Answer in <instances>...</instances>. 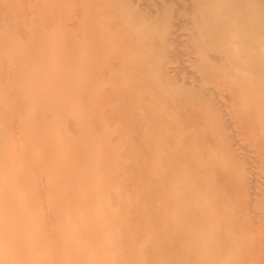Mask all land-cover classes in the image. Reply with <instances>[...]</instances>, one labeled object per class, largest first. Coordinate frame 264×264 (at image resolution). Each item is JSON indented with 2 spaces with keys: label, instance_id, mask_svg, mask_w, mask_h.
Here are the masks:
<instances>
[{
  "label": "rangeland",
  "instance_id": "1",
  "mask_svg": "<svg viewBox=\"0 0 264 264\" xmlns=\"http://www.w3.org/2000/svg\"><path fill=\"white\" fill-rule=\"evenodd\" d=\"M117 1L115 0V2ZM162 1L164 2L166 0H130V1L123 0L122 3L125 2L124 5L127 4L126 7H129L131 9L130 11L131 12L133 11L134 13L135 10L141 11V10H144V8H146L145 10L147 11V8L149 10V8L154 7L155 3L160 4ZM168 1L169 0H167V2ZM110 2L112 3L113 1L111 0L110 1L109 0H0V69H1L0 70V118L2 117L1 120L3 119L6 120L7 115L14 113V112H15L14 114L16 115L15 117V115L11 114L12 118L13 116L15 117V119L13 118L15 122L11 120L12 118L10 119L11 123L12 124L14 123L13 125L15 126L10 124L9 120H8L9 121L8 124L10 125L8 126L6 123L7 121L6 122L2 121L6 124V126L3 128L4 129L7 128L6 131L8 130L10 131L6 133L5 131L2 133L0 132L1 133L0 146H2V149L6 147L10 148V149L7 148V151L8 149L10 150L9 153H11L10 154L11 158L8 156L9 153L7 157H6V154H2V157L0 155V158H1L0 167L2 171L6 169V172L4 171L5 173L2 174V176L4 175L7 176V177L4 176V178L2 177L3 180L4 179L5 180L4 181L2 180V182L0 181V190H3L5 192L13 191L15 193H18V195H20L19 198L21 199V202L25 201V202H28L29 205L30 204L33 205L34 206L33 211L30 212L31 213L30 216L32 217H36L38 219H42V218L51 219L52 215L54 214L55 216L56 211L60 210V213H62V215L64 214L65 216L62 217L60 221L61 224L60 225L57 224V225L60 227H64L63 224L65 225L67 223L65 221L66 220L68 221V219L72 217L68 213L69 211L71 212L72 209L77 211V208H79V211H81V210L88 209L87 206H89L88 210H93L95 207H97L96 203L98 202V198L96 197L94 198L90 196L94 194L96 195L95 192L97 191V189L99 190L101 188L100 187L101 185L104 186L103 184L105 183L104 182L105 179L103 175L99 173H101L102 171V173L104 174L105 172L110 174V173H115L117 170L120 169L118 168L120 167V165L118 166L117 164H113V163H110V164L105 163L106 161L103 162L105 159H107L105 155L103 156L104 152L101 155V157L103 156L104 160L103 159L99 160L98 158L96 159L95 158L96 155H92L95 152V150L99 149L98 146L100 147V143L102 139L108 141L110 140V138L111 140H113V138L118 139L119 137H122L120 138V140L115 141L116 142L115 144L117 145V148L120 151L121 155L125 157L124 153H126V157L130 154L133 156L135 152H139L141 149H143L141 151H144L145 153L144 156H146V152L148 154H152V155H149L151 157L150 158L151 162L159 161V160L165 159L166 157L167 158L174 157L175 159V155L177 154L175 152L177 150L178 152H180L179 150L182 147L184 157L181 155V152H182L181 150V152L179 153V156L180 158L182 156V159L178 158L179 156L177 157V155H176L177 157L176 159H180V160L185 159L182 162L179 160L181 163L180 165H183V167L185 168L188 167L187 170L185 169V181H184L183 187L181 186L182 188L181 194L183 198L185 199L187 196L188 197L190 196L189 194L191 193V190H190L191 186L195 187V189L197 188V186L201 182L200 176H203V175H200V173L207 174L206 172L208 171H209L208 174L210 175L212 174V175L210 176L207 174L208 177L205 180V184L202 186V189L213 192L212 194H210L211 196L210 195L208 196V198L213 199V197H215V198H219L218 200H220V199H223L222 198L223 196L224 198L230 197V199L235 203L232 197V192L234 195L236 191L235 189L232 190L230 188H236L237 186H239V188H237L239 192L237 193H240L241 195L238 194L239 198L235 196L238 198L235 200H238L237 201L238 203L237 202L236 203L238 204V206H240L239 207L240 209L238 208V206L234 205L233 209H229L226 211L222 210L221 212H219V215L217 213L216 218L217 220L220 218L223 221H225L227 218L228 220L230 219L231 221L233 219L232 224L237 222V228L236 227L234 228V230L236 231L235 233H237L240 236L239 240L240 241L242 240L241 242L244 241V244L242 243V245H245V246H242L236 241L234 242V244L231 243L232 246L233 245L236 246L237 244L239 246L238 249L240 248L239 250L236 249V253L232 255L234 258L237 259V263L239 260L238 264H257V263L264 264V216H262L264 215V212L260 211L259 213L260 209L261 210L264 209V202H262L264 201L262 199L264 198V132H263L264 131V113L262 114V116H261V113H259L261 111L264 112V110H261V108L264 107V104H262L264 102V81H262L263 84L260 85L261 88L258 91L259 92L258 93L257 92L258 87L256 88V86L254 87L253 85L254 79L252 80V78H250L248 75L244 77L245 75L243 74V77H242V74H239L240 77L237 75V77H234L232 79L230 75L228 76V73L225 72V74H221L220 72L218 73L220 74V76L216 77L214 75L212 77L207 76L208 78L207 77L205 78L206 75L200 71V66L205 65V60L203 58H200L201 56H200L199 50L200 49L205 50V48L207 49V47H209V42L213 41L212 40L213 37L218 36V34H215V33H214L215 35L210 34L211 36L212 35L213 36L211 37L210 35H208L206 36L207 38H204L205 40L202 39L204 42H206V45H204L203 44L204 42L197 38L196 32L195 34H193V30L191 29V27L187 29L192 24L190 21V18L192 17L191 14H193V10L191 7L192 5H189V3L192 4L193 0L192 1L187 0L188 2L186 4L187 7L185 6L186 0H172L170 1V6L172 5V8L174 7L173 10L175 13L172 16L171 14L173 12L172 10H169L171 7L168 8L169 11L168 10L165 11V9H167V7L169 6V2L166 3L168 5L162 4V6L157 4L162 8H164L166 5L163 11L165 12V14L166 12L170 13L168 16L169 17L171 16L170 17L171 21L168 20L169 19L168 17H166L167 24H165L164 21L166 19L165 17L164 18L162 17V12H159V10H157L156 12V15L158 16L154 18L156 20L150 21V22H153L152 25L150 22L149 24L148 23L141 24V22L138 21L144 16L135 18L137 19V21H134L133 20L134 18L132 19V21H134L136 24L139 22V25H141L142 28H144V30L140 28L142 31H145V33H147L144 36H146L147 38H148L147 35H149V37L150 35H152V37L154 36V39L152 37L151 38L155 41L156 45L154 44V42H152L154 44V47H151V46L149 47L150 49L152 48L151 49L152 51L154 48H157V45H160V46L163 45L164 46L162 47L163 49L165 47H166L165 50L168 49L167 51H165L166 53L163 50L161 54L162 59L165 57V59L163 60V62L165 61L164 62L165 64L161 63L160 60L162 61V59L159 60L158 57H156V59L158 58L159 61L158 60L156 61L153 59L155 55L157 56V54L160 51H162L161 50L162 48L161 49L159 48L160 49V50L158 49L159 52L155 54V51L157 50L156 49L154 51L153 57L149 55L148 56L150 59L149 61L152 60V62L155 61L156 63L160 62L161 64H164L161 66V68L166 67L167 70L170 71L169 74L171 75L169 76H172V75L174 76L173 78L174 80H172V82L174 83V81H177L176 83L178 85L180 84L182 88L184 87L183 90L185 89L184 97L177 96V98H173L171 97V95L174 96L172 92L173 89L169 91L172 93H168L167 91L170 90V88H172L176 83L173 84L170 82L169 84L171 85L170 87H168L169 89L166 88L164 89L165 91L162 90L165 92V94L169 95V97H166L167 95L166 96L164 95V98H163V94H164L163 93L161 94V99H160V96H159L160 94L159 93L156 94L155 90L159 92L162 88L159 90V88L157 87L158 84H156V82L158 78L155 75H154L155 76L154 78L157 79L156 82L155 80H153L151 83L147 84L148 85L147 87L146 85H144L146 83L145 81H144L145 83H142L143 85L141 84V82H143L142 81L143 78L141 74L145 72V68L146 70H147V67L149 68V65L151 63L149 64L146 61L147 59L146 57L145 59L142 58L141 56V53H143L141 52L142 50L140 51L141 53L139 52L140 54L137 51H139L141 48L142 49L144 48V53L146 55L149 54L148 50L147 49H146L147 51L145 50V46L146 48H148L147 46L151 43L150 41H152L151 38L150 40L146 38L147 41L145 42H147L146 43L147 45L144 44L143 40H142L143 43L140 42L141 39H140V36L138 35L140 33L139 30H138V34L137 32H134L135 27L138 28L139 26H136L133 23L135 27L133 26L134 29L130 31L129 28L131 27V25L129 24V22H132V21L128 22V24L130 25V27L128 28L126 24L127 22L125 23V21L123 20V18L126 17V15L129 14L130 11L129 12L127 11L128 13L125 11L122 15L120 14V11L123 12L124 7H121L122 9L119 8L118 10L120 11H118L117 9L116 11L115 8H118V6L116 7L113 2V5L115 6L114 7L112 6ZM129 2H131V6ZM119 6H120V3H119ZM162 8H159V9H162ZM108 10H111L110 12L112 14ZM90 11L93 13L91 14ZM189 11L191 14L189 13ZM113 12L115 14L114 16H113ZM93 14H96V15L93 16ZM130 14L127 15V17L125 18L126 20L128 16H130ZM189 14L190 16H188L189 17V20H188L186 19L187 16H184V15H189ZM120 15L124 17L121 18ZM113 17L114 19L115 17L118 19V22L120 23V25L125 26L124 30H123V26L121 27L117 26L118 25L116 21L117 19L114 20ZM157 18L159 19L157 20ZM180 19L182 20L184 19L183 22L185 23V25H183L184 23H181L182 20L180 21ZM129 20L131 19L129 18ZM154 22L155 24L159 23L157 25L158 26L160 25L159 26L160 28L163 26L162 28L165 29V30L163 29V32L166 31L164 32L165 33L164 36L171 38V41L168 38L161 40L162 34H157L155 32L157 28L154 27ZM170 22H172L173 24ZM175 22H177L176 25H178V23L180 24L179 27L175 25ZM169 23L172 24L173 26L168 25ZM186 23H191V24L188 25ZM167 25L170 26V28ZM151 27H154L155 30L152 31ZM159 27L158 29H160ZM117 28L120 30H123L122 31L123 33ZM137 28H136V31H137ZM117 31H120V33ZM125 31L128 32L130 35L126 34ZM163 32L161 31L159 33H163ZM121 34L123 35L126 34V35L123 36ZM159 35L161 36V38ZM142 37L143 35H141V38ZM225 38H224L225 44L222 41L223 37L221 38L222 40L218 39V41H221L220 43H223L224 46L223 45L221 46L218 41H217L218 43L214 41L215 44L213 45L211 49V52L213 51L214 54L209 53L210 49L206 50L207 53L205 55L208 57L210 56L209 58L205 57L206 61L207 59H211V56L213 55L212 56L213 61L208 60L210 62V63L207 62L208 64L214 65L212 63L216 64L215 61L217 62L220 61V59L218 60V57H216L217 55H215V53L217 52L214 49H216L217 46L219 47L220 45L219 48L228 47V46L230 48L231 46H233L231 41L228 39L229 37L226 36ZM121 39H123L122 41L124 42V44L121 41ZM193 39L195 40L193 41ZM215 39H217V37ZM197 40H198V43L194 44L195 42H197ZM126 43L127 45L125 46ZM153 44H150V45L153 46ZM122 49L124 50L126 49L125 50L126 52H123L124 54L122 53ZM192 49L196 50V53L195 52L194 53L197 54L196 56L198 57V59H196L197 58L196 56L194 57L195 54H192L193 52ZM135 52H137L136 56L138 57L141 56L142 58L143 62H142V65L140 66H138L137 64L140 63L141 58L139 57L137 60L135 58L136 56L133 57ZM125 54H128V57ZM143 57H144V54H143ZM242 59L240 61L244 63V61L246 62L247 59L249 58L246 59L244 57ZM120 60L122 61V63L119 62ZM135 60L138 61V63H136ZM144 62L147 64L144 65L143 64ZM155 62L152 64H156ZM146 65L148 66L146 67ZM156 65L158 67V64ZM140 77H141V81H139ZM246 78L249 79L248 83H246V86L247 84L250 85L253 91L248 95H246L245 94L246 92H244L243 95L240 94L241 96L240 95L238 96L237 94V92H239L238 89L240 90L241 88L239 87H243L242 84L245 83V81H247ZM259 83L261 82L257 81V86H259ZM151 85H154V87L156 86V88L154 89L152 86L153 90H152L151 95H153V91H155L154 96L155 94L158 95L157 97L155 96V98H156V101H157V98L159 99V101H157L158 103H160L159 105L167 106L166 104L168 105L170 104L167 107L170 110H171V107H174L172 108L174 112L172 110L171 111L168 110L167 107H164V109L171 112V114L170 112L169 114H167L168 111L166 112L165 110L162 109L163 107L156 105L158 103L156 101L155 102L153 101L152 96H151L152 100L151 99L149 100L150 103H145V101L148 102V99L150 98V93L148 94L147 92L145 94V92L148 87L149 88L151 87ZM178 85H175V87ZM199 85H203V89H206L207 92H209L210 95L208 97H210L211 99L208 100L207 96L206 98H204L201 95L199 96L196 95L195 87ZM142 86H145L144 87V89L146 88L145 91H143ZM141 88L143 92L140 91ZM150 90L151 88L148 91L150 92ZM191 90H194L193 93L191 92ZM118 91L121 92L119 93L120 95L118 94ZM244 91L250 92L247 90V88ZM124 93H125L126 98L123 95ZM135 95H136L137 100L133 98L135 97ZM146 95L148 97H146ZM176 95L177 94H175V96ZM195 95L197 97L195 98L196 100L194 101L192 96H195ZM253 95L254 96L258 95V97L261 98V99L258 98L260 102H262L260 106L258 104L259 102H257L259 100L257 99V97H254ZM55 96L58 99V102H59V98H61L62 103L60 104L59 102L60 104L59 106H62L64 109L67 108L66 113L64 109L58 111L59 114L54 113V106L50 104L51 102L50 100L54 99L53 101H55V98H53ZM119 96H121L122 98H120ZM123 97L125 98V100H121V99H124ZM131 98H133L132 100L134 101L136 100L135 101L136 104L133 103L134 104L133 105L130 103ZM162 98H163V101H161ZM169 98L174 99L173 100L174 103L172 102L174 106L172 105V103L169 102L170 100ZM240 98H243V99H240ZM254 98H255L256 104L259 107H261V105L263 106L261 108L258 107L259 109H255L256 111H254L255 112L254 115L255 116L257 115V118L260 116L258 120L256 119V117H254V115L253 116L250 115V112L248 113L247 112L248 110L246 111L245 109L251 102L249 100L253 101ZM166 99L167 100L169 99L168 100L169 103H167ZM202 99L203 100L207 99V101L211 102L213 105L212 104L211 106L207 105L208 106L207 107L206 104H208L209 102L205 103V100L203 102ZM244 99H247V100H244ZM138 100L139 102L140 101L141 102L139 103ZM198 101H199V104H201V102H203L202 103L203 105L205 104L204 107H200L198 103H197L198 106L196 105L197 108L198 107L203 108L201 112L203 115L200 113L201 109L199 108L198 110L195 107V104ZM247 101L249 102L247 103ZM162 102L166 104H163ZM177 102H178V106L176 104ZM179 103L180 104L182 103V105H180ZM184 103H185V107L183 106ZM130 104L132 105V107L136 106L135 110L137 111L139 109L141 111L140 112L141 115L135 117V115L138 114L139 111L135 112L134 108L128 109L131 106ZM144 104L146 105V107H149L150 104L156 105L155 106L156 110L153 109L154 107L152 106H150V108H152L151 110L150 108L146 109ZM147 104L149 105L147 106ZM142 105H143V108H142ZM47 106L50 108V110H52L53 113H51V111L49 110ZM181 106H183L182 108H180V111L182 112H178L179 110L176 112L175 110L179 109V107ZM43 107L44 108L46 107V108L44 109ZM137 107L139 108L137 109ZM157 107L159 108V111H161V114L157 113V115H154L155 116L154 118L152 117V115L154 114L153 110L158 111ZM42 110H43V113H42ZM146 110L151 111V112H147ZM243 110H244L243 113L245 115L242 113ZM49 111L51 115L48 114ZM132 111H134V114L132 117L136 118L135 119L137 120L136 123H134L135 120L133 121L134 118L133 119L128 118V116H130L129 114ZM164 111L166 112V114ZM257 111L258 113L256 114ZM177 113H181V114L179 115ZM43 114L46 116L47 119L44 118L45 116H43ZM64 114H66L67 116ZM100 115H103V116H100ZM161 115L163 118H166V122L168 124L165 123L163 119L162 120L164 122L163 121H162L163 123L161 122V119H160ZM169 115L170 117L172 115L170 119H169ZM177 115H179L180 117ZM248 115H250L253 118H251ZM40 116H41L40 118L41 122L38 123ZM95 116L97 118H99L100 116L101 119L100 120L97 119L98 122L97 120L94 122L93 120L95 119ZM107 116L109 120L111 118L110 124H109V121L107 120ZM142 116L143 118H140ZM156 116H157V119H156ZM164 116H167V117H164ZM10 117L11 116H9V118ZM90 117L93 118V120H90L91 119ZM104 117H106V119ZM137 117L139 118L137 119ZM148 117L149 118L152 117L154 120L152 118L151 119L154 122L155 120H157V124L156 125L155 123L152 124V120L149 119ZM246 117H248V119L250 118V121H251V122L249 121L250 124L247 123L248 119H246ZM57 118H60L62 121L57 122ZM197 118H201V120L198 121ZM54 119L56 120L55 123H53ZM102 119L104 120L102 121ZM127 119H129L130 122H128ZM148 119L151 120V122H149ZM167 119H169V121ZM261 120H263V122ZM50 121L52 124H50ZM141 121H144V123L142 122V124H140ZM200 121H203V123H205L204 125L206 127L205 126L204 127L206 129L200 125V124L203 125V123ZM252 121H253V124H251ZM75 122H76L77 127H75ZM93 122H94V125H93ZM131 122H133L135 125L132 124ZM171 122H172V127H171V124H169ZM123 123L124 125L127 123V125H125L126 128H124L125 126L122 127ZM130 123L132 124L131 126H130ZM138 123L140 125H138V128H137L136 124ZM30 124H32V126H30ZM71 124H72V127L74 126L73 128L69 127ZM213 124L215 125L213 126ZM20 125H22L21 129L19 128L21 127ZM96 125L98 126V128ZM142 125L145 128L143 127L142 129H139V127L141 128ZM158 125H160L165 130L168 129V127L167 129L165 128L168 125L170 126L171 130L168 129L169 132H167L168 131L167 130L165 131L166 133L163 134L164 130L160 126H159L160 128H157ZM10 126L12 127L10 128ZM86 126L92 127V128H87ZM66 127L70 130H67ZM94 127L95 129H93ZM200 127L204 128L205 130L201 129L202 132L200 130L197 133ZM196 128H198V130ZM1 129L2 128L0 126V131ZM45 129L47 130L45 131ZM130 129L132 130V132H129L130 134L128 133L129 135H126L127 131H129ZM138 129L142 131V133H138V134H142V137L141 135H139L140 136L139 138L135 134L138 131ZM157 129L161 131L157 133V131H159ZM178 129H180V133ZM143 130L145 131L144 134H143ZM258 130L260 131L258 132ZM124 131H126V133H124ZM171 131L172 133L170 135ZM86 132L88 133V135ZM122 132H123V136L126 135L125 137L120 135V133L122 134ZM150 132L152 134L156 132L155 133L156 135L154 134L156 137L155 140L152 139V141H149L151 140L150 137H152V134L149 135ZM167 133H169V137ZM177 133L180 135H178ZM199 133L201 134L199 135ZM54 134L55 135L59 134V136H57L59 139L58 142H57L58 139L56 140L54 138L55 137ZM64 134H67V135H64ZM158 134L160 136H158ZM166 134H167V138H166ZM172 134H174L175 136L177 135V138H175V136H173ZM197 134L200 136V139L202 138L204 141H206V143L203 144L204 141L201 142L202 139L201 140L198 139ZM71 135L73 137H71ZM89 135L90 137H88ZM172 136L174 137L175 141L180 142L182 140L183 142L181 141L179 144L178 142L175 143L174 140L172 139L173 138ZM205 136H208V137L205 138ZM196 137H197V140H196ZM141 138L143 139L141 140ZM165 138L167 140L170 138L169 140L171 141L170 142L168 141L167 143H165L164 142L166 140ZM132 140L136 144V145L133 144V147L135 146V148H132V146L129 147V144L132 142ZM53 141L57 144V147H58L57 149H59L60 147L63 150V152L61 151V149L58 151L56 150L57 152L59 151L61 152L57 154V152L55 151L54 153L56 154V156H54L55 161L57 162L60 161L61 163H57V165L55 164L56 166H52L50 167V169L49 167H45V165L40 167V165L43 164L42 163L44 161L43 159H45L43 158L45 155V150L49 146L50 147L54 146L52 145V143L55 144ZM72 141H76V143L74 142V145L70 144L72 146L68 145L66 148L65 142H67L68 144V143H71ZM59 142L60 143L62 142L61 145L59 144ZM163 142L167 144V146L164 145ZM95 143L96 144L99 143V144L96 145ZM56 144H55V147H56ZM126 144L128 145L127 147H126ZM175 144H178V145H175ZM85 145L90 146L93 150L88 149L89 151H87L86 150L87 148ZM157 145L158 147L160 146V148H158ZM179 145H180V148L178 149L177 147ZM3 146L5 147L3 148ZM64 146L66 149H64ZM229 146H231L232 148L231 147L229 148ZM94 147L95 148L97 147V148L94 150ZM124 147H126V149L128 148V150L130 148V150L135 149L136 151H131V153L130 151H128V153H130L128 154L127 152H124V150H122ZM169 148L171 149L169 150ZM22 149L25 151L27 150L26 151L27 153L25 152L26 154H28V156L25 155L27 158L26 161H22V159H24L25 156L21 154V156L24 157L23 158L19 154L20 152H22ZM37 149H40V150L38 151ZM81 149L84 150L86 153L84 152L85 154L82 155L83 152H81L82 151ZM5 150L6 149H4V151ZM223 150L229 151L230 153H227ZM231 150L234 152V154H232ZM141 151L139 153L140 154L142 153L143 155V152ZM205 151H206V154H205ZM209 151H211L212 154L218 151L220 155L223 151L224 152L222 153L223 155L226 154L228 157V154L229 155L232 154L231 155L232 157L230 156V158L228 157L226 159L225 158L226 155H225L224 160L221 158L224 161L225 167L223 168L222 167L223 164H221L222 166L216 165L217 163H214L212 158L210 159L208 155ZM139 153H137V155H139ZM17 154L19 157L17 156ZM76 154L77 155L80 154V155H78L77 157H74ZM204 154L205 156L207 155L206 160H205ZM70 157L71 159L73 157L76 158V160L78 159V161H75L76 163H74V165L77 164V166L74 168L75 170H73L74 172H70L71 170L69 171L65 169V165H63L64 164L63 162L65 160H66L65 162H67L66 166L69 165ZM227 160L229 162H227ZM72 162L74 161L72 160ZM58 164H60V166ZM139 164H140L139 162H133L127 167L130 170H134ZM231 164H233L234 167L231 166ZM78 165H79V168H78ZM38 166L40 168L37 169ZM219 166L222 167L223 169L219 168ZM235 166L237 168H235ZM43 167H45L46 170L41 171ZM240 167H242L241 170L240 169L237 170ZM35 168L36 170L33 173L36 174V172L41 171L42 175H40V177L39 175L37 176L31 175L30 177H26L22 181L17 182V180L20 178V175L25 173L24 175L27 176V174ZM228 169H230L231 171L229 172V175L231 177V179H229L230 182L227 181L228 187H229V184L232 182L230 184L232 187L230 186L229 188L230 192L226 191L228 190L227 186H225L227 184H224L226 179H228L226 178V175L224 176V174L228 172ZM222 171H223V174L221 173ZM236 171H239V172L241 171L242 174H244V176L242 177L243 184L241 185L239 183L241 182L242 179L241 180L239 179L240 180L239 182L238 178H241L242 174L237 172L239 173L240 176L238 177L237 175L235 179L234 174H236ZM10 175L13 177L11 178ZM14 180H16V183L14 182ZM214 180L216 182H214ZM236 182H239V183H236ZM234 185H236V187H234ZM130 186L132 187V183L129 184V188H131ZM44 190L46 192H44ZM189 190H190V193H189ZM216 190L218 191V193H216ZM42 191H43V194H42ZM195 191L197 192V189ZM40 194H42V197ZM32 198L33 200H31ZM239 200H241V204H239L240 203ZM90 204L92 205L94 204L95 206L94 205L92 206ZM104 204L105 203H103L102 206L108 205V204H105V205ZM85 206L87 208H85ZM183 207H185V205ZM186 211L188 210H185V212ZM64 212H67L68 214ZM178 212H180V208L176 209L173 212V215H178ZM187 214L188 213H186L185 215ZM234 217L237 218V221L235 220L236 218ZM62 221H64V223ZM112 221L113 219L111 220V222ZM114 221L116 222L117 220H114ZM117 224L119 228H121V230L124 228L126 229V223L117 221ZM22 226L24 227L23 224L21 225V227ZM58 226H55V227H58ZM70 227H72V229L75 231L74 223ZM187 231H185V234H187L186 233ZM69 232H71V230ZM189 232L190 231H188V235H189ZM186 236L187 235H185V243H190L192 241L191 238H189L188 236L186 237ZM189 236L191 237V235ZM203 240L201 239V241ZM107 241L108 239L106 241L104 240L99 241V243L102 245V243L105 244ZM201 241L195 240L194 242H191V245L189 244V246L191 247L188 246L190 249L189 248L186 249L187 246L185 247V253H188V250L193 251L194 248L192 247V244H196L198 246L200 245ZM250 246L252 249L254 248L255 249L252 251V249H250ZM58 248L59 250L56 252L59 254L57 253H54L53 255L48 254L49 256L46 255L47 254L46 252L43 253L45 251L44 249H41V251L39 250L36 254L37 259L38 260L40 259L41 261H43L47 259L48 257L49 258L52 257L53 259H56L57 257H59L60 258L59 264H74L72 261V258L77 256L78 253H79L78 254L79 256L81 252V251L79 252V249L75 245H71L69 247V245L67 244L64 247L62 246L61 249L60 247ZM139 250L140 248L138 249L133 248V249L127 250L126 254H128L129 257L132 256L131 257L132 260L129 259L126 261L128 264H146L144 263L145 260L143 263H141L142 261L141 259H145L148 251L145 252L144 256H140ZM28 251H25L26 252L25 254L28 256L29 255L32 256L33 252L30 251L31 254H27L29 253ZM237 251L239 255L237 254ZM39 252H41V254ZM240 252L242 253V255L243 253L246 254L247 252V254L244 255L245 256L244 259L243 258L241 259ZM55 255L56 256L58 255V256L56 257ZM12 256L14 258L15 254ZM238 256L240 258H238ZM106 257L107 255L101 258L102 260L109 259L108 257L107 258ZM13 258L10 256L9 258H7V260H5V263L6 264L14 263L15 258L14 259ZM234 258L232 259L234 260ZM212 260H213L212 257L206 258V261L210 262ZM243 260L244 262H242ZM245 261L247 263H245Z\"/></svg>",
  "mask_w": 264,
  "mask_h": 264
},
{
  "label": "bare ground",
  "instance_id": "2",
  "mask_svg": "<svg viewBox=\"0 0 264 264\" xmlns=\"http://www.w3.org/2000/svg\"><path fill=\"white\" fill-rule=\"evenodd\" d=\"M111 1L114 2V5L116 7L118 6V8H115V10L116 9L118 10L119 8L124 7L123 12L120 11V10H118V11H120V14H122V15H123V13L125 11L126 12L127 11L129 12L131 10L129 7H126L127 4L124 5L125 2L122 3L123 0H121V1L119 0L120 2L116 0L118 3L115 2V0H111ZM170 1H172V0H169L168 1L169 2V6L167 7V9H165V11H167L168 8L171 7L169 10H172V12H173L171 14V16H172L175 13H174V10H173L174 7L172 8V5L170 6ZM113 2L112 3L110 2L112 4V6H114L113 5ZM168 2L166 0L164 2L162 1L160 4L159 3H155L156 6L154 4V7L149 8V10L147 8V11L145 10L146 8H144L145 11L144 10H141V11L135 10L134 13H133V11L132 12L130 11L129 14L130 13H132V14H130V16H128L127 20L125 18L127 17V15H129V14H127L128 12L126 13L127 14L126 17L123 16L124 17L123 18L122 15H120V16H121V18H123V20L125 21V23L127 22L126 24H127L128 28L131 25L132 28L131 27L129 28L130 31L132 29H134L133 28L134 24L136 26H139L138 28L134 26L135 27L134 32H137V34H138V30H139L140 33H141L142 30H144V28H142V26L139 25V22H141V24L142 23L143 24H147V23L149 24L150 21H152V20L155 21L156 19H154V18H156V16H158V15H156L157 10H159V12H162V17L163 18L165 17V19H166V17H168L169 18L168 20H170V17L171 16L170 17L168 16L170 13L166 12V14H167L166 15L165 12L163 11V9L166 7V5H168V4H166ZM119 3H120V6H119ZM129 3H130V6H131V2H129ZM187 3L188 2L186 0L185 6H186ZM157 4H159L160 6H162V4H166V5H165L164 8H162V7H160ZM189 5H192L191 7H192V10H193V14L190 13L191 10L189 11V13L192 15V17L190 18V21H191L192 24L191 23H186L188 25L191 24V26H189L188 28L186 27V28L189 29L191 27V29L193 30V34H195V32H196L197 38L200 39V40H202L204 38H207L206 36H208L210 34H214V33L215 34H218V36L213 37V39H212L213 41H210L209 42V47H207L208 45L206 46L208 50L210 49L209 50L210 51L209 53L214 54L213 51L211 52V49H212L213 45L215 44V42L216 43L219 42V44L221 46L222 45L224 46V44H225L224 38L226 36L229 37L228 39L231 41V43L233 45L230 48H229V46L228 47L219 48L220 45L217 44V45H219V47L217 46L218 49L216 48L214 50L217 52V53H215V55H217L216 57H218V60L220 59V61H218V62L215 61L216 64L215 63H212L214 65L208 64V63H210L208 60L213 61V58H212L213 55L211 54L212 55L211 56V59L212 60L211 59H207V61H206V58L205 57H207V58L210 57V56L208 57V56L205 55L207 53V51H206L207 49L205 48V50H201V49L199 50L200 56H201L200 58H203L205 60V65L204 66L203 65L200 66V71L203 74L206 75L205 78L207 76L208 77H212L214 75L216 77L217 76H220V74H218L220 72H221V74H225V72L228 73V76L230 75V77L232 79L234 77H237V75L240 77L239 74H242V77H243V74L245 75L244 77H246V75H248L250 78H252V80L254 79L253 85H254V87L256 86V88L258 87L257 88V92H258L260 90V88H261L260 85L263 84L262 81H264V0H193L192 4L189 3ZM159 8H162V9H159ZM184 8H182V9H184ZM108 11L110 12L111 10H108ZM92 13L93 12H91V14ZM163 13H164V15H163ZM190 14L189 15H184V16H187L186 19L189 20V17L188 16H190ZM95 15L96 14H93V16H95ZM114 15L115 14L113 12V16ZM140 16H144V17H142L141 19H139L138 20L139 22L136 24L134 21H137V19H135V18H139ZM116 17H115V19H117ZM129 18L131 20H129ZM113 19H114V17H113ZM132 19L134 21H132ZM158 19L159 18H157V20ZM181 20L182 19H180V21ZM183 20L181 21V23H184ZM116 21H117V24H118L117 26H120V27L123 26V30H124L125 26L124 25H120V23L118 22V19ZM129 21H132V22H129ZM128 22H129L130 25L128 24ZM164 22H165V24H167L166 23L167 22V19ZM177 22H175V25L177 24ZM150 23L152 25L153 22H150ZM170 23H172V22H170ZM170 23L168 25H172L173 24V23L172 24H170ZM121 24H122V22H121ZM157 24H159V23H156L155 24V22H154V27L158 29V27L160 25L158 26ZM179 25L180 24L178 23V25H176V26L179 27ZM183 25H185V23ZM188 25H186V26H188ZM120 27H118V28H120ZM154 27H151L152 28L151 29L152 31L155 30ZM162 27L161 28L159 27L160 29H158V31H157V29L155 30V32L157 34H162V38L159 35L160 38H161V40L162 39H165V38H168V37H165L164 36V34H165L164 32H166V31L163 32V29L164 28H162ZM168 27L170 28V26H168ZM136 28H137V31H136ZM118 30H120V29H118ZM123 30H120V31L122 32ZM159 30H161L163 33H159V32H161ZM171 30H172V28H171ZM120 31H117V32L120 33ZM125 33L126 34H129L126 31H125ZM140 33L138 34L140 36V39H141L140 42L143 43V41H144V44L147 43V42H145V41H147V39L150 40V38L152 37V35H150V37H149V35H147L148 38L146 36H144L145 34H147V33H145V31H142V33H144V34H142V33L140 34ZM126 34H124V35H126ZM121 35H123V34H121ZM141 35H143L142 38H141ZM216 37H217V39H215ZM222 37H223V40L221 39ZM152 38L154 39V36ZM152 38H151L152 41H150L151 42L150 44H153L152 42H154V44H155V41ZM144 39H146V40H144ZM168 39H170V41H171V38H168ZM218 39L219 40H222L224 44L223 43H220L221 41H218ZM122 40L123 39H121V41ZM194 40L195 39H193V41ZM124 41H125V39H124ZM163 42H165V41H163ZM196 43H198V40L194 44H196ZM123 44H124V42H123ZM150 44L147 46L148 48H146V46H145V50L147 49L149 54L146 55L144 53V48L143 49L141 48L137 52L139 53L142 50L141 52H143V53L140 52L142 58L145 59V57H146L147 58L146 61L149 64L150 63L152 64L155 61H153V62H152V60L149 61L150 59H149L148 56L150 55L151 57H153L154 56V51L156 49L158 50L159 48L161 49L164 46L163 45L162 46L157 45V48H154L153 51H152L151 50L152 48L150 49L149 47L150 46L151 47H154V44H153V46L150 45ZM203 44L206 45V42H204ZM126 45H127V43L125 44V46ZM171 46H172V44H171ZM165 48L164 49L162 48L161 49L162 51H160V52H159L160 49L158 51L156 50L155 51V54H157L159 52L158 53L159 55L158 54H157V56L155 55L153 57V59L156 60V61L158 60V58H159V60L162 59L161 58L162 57L161 54H162L163 50H164V52L168 50V49L165 50ZM190 49H191V47H190ZM125 50L122 49V53L123 52H126ZM150 51H152V52H150ZM137 52L134 53V56L133 57L136 56ZM189 52H190V50H189ZM194 52L196 53V50H193L192 54H195ZM143 54H144V57H143ZM125 55H127V57H128V54H125ZM163 55H165V54H163ZM196 55L197 54H195L194 57ZM141 56H139V57L141 58ZM139 57L136 56L135 58L138 60ZM156 57H158V58L156 59ZM244 57L246 59L247 58H249V59H247V61L246 62L244 61V63H243L240 60L242 58H244ZM142 58H141V60L139 59L140 60V63L137 64L138 66L142 65V62H143L142 61ZM164 59H165V57L162 59V61L160 60V62L161 63H164L165 62V61L163 62ZM196 59H198V57ZM203 59H201V60H203ZM119 62L122 63L121 60ZM160 62H157V63L155 62L156 64H158V67H157L156 64H152V65L150 64L149 65V68L147 67L148 65H146L147 70L145 68V72H143V74H141L142 75V78H143V80H142L143 82H141V84L146 82L144 85H146V87H147L148 86L147 84L151 83L153 80H155V82H156L157 79L154 78L156 76L158 78V80L156 82V84H158L157 87L159 88V90L162 88L160 90L161 92L160 91L158 92L157 90H155L156 92L153 91V95H151V93H152V90L154 88H156V86L154 87V85H151L150 92L148 91L150 89L149 87H148L149 89L148 88L147 89L145 88L146 89L145 94L147 92H148V94L150 93V98L149 99L147 98L148 99V102L145 101V103H150L149 100L151 99V96H152L153 101L155 102L156 101L155 96L157 97L158 95H156V94H158V93L160 94L159 95L160 96V99H161V94L164 93L163 94V98H164V95L165 96L167 95V94H165V92H164L165 90L164 89L170 87V85H171V84H169L170 82L173 83L172 80H174L173 79L174 76L173 75H172L173 77L172 76H169V75H171V74H169L170 71L167 70L166 67L165 68H163V67L161 68V66L164 65L165 63L164 64H161ZM136 63H138V61H136ZM143 64L145 65L147 63L144 62ZM144 65H143V67H144ZM154 65H156V66H154ZM159 65H160V67H159ZM222 72H224V73H222ZM230 77H228V78H230ZM247 78H246L247 81H245V83L242 84L243 87H239L241 89L240 90L238 89V91H239V92H237L238 96L240 94L243 95L244 92H246L245 94L248 95V94H250L253 91L250 85L247 84V86H246V83H248V81H249V79H247ZM212 79H214V78H212ZM139 81H141V77H140V80ZM257 81L261 82V83H259V86L260 87L257 86ZM155 82H154V84H155ZM176 82L177 81H174L173 84H175ZM255 83H256V85H255ZM175 85H178V84L176 83ZM175 85L173 87H175ZM152 86H153V89H152ZM162 86H164V87H162ZM144 87L145 86H142L143 91H145ZM173 87L170 88V90L167 91L168 93H172L173 92V95L174 96L171 95V97L177 98V96H181V97H184L185 96V92H184L185 89L183 90L184 87L182 88L180 86V84L178 86H176L175 88H173ZM142 88L140 89V91H142ZM246 88L250 92L244 91ZM195 89H196L195 90L196 95H198V96L201 95L204 98H206V96H207V99L208 100L211 99L210 97H208L210 95L209 92H207L206 89H203V85L196 86ZM162 90H164V91H162ZM171 90H172V92H169ZM193 91L194 90H191L192 93H193ZM154 92L156 93L155 96H154ZM174 92H175V94H177L176 96H175ZM119 93H121V92L118 91V94ZM123 95L125 97V93ZM147 95H146V97H148ZM196 95L195 96H192L193 99H194V101L196 100L195 99L197 97ZM62 96H63V94H62ZM153 96H154L155 100H154ZM119 97L122 98L121 96H119ZM166 97H169V95H167ZM254 97H257V99L259 98L258 95H255ZM53 98H55V101H53L54 99H51L50 100L51 101L50 104L52 106H54V113L57 114L58 111L63 110L64 108L62 106H59L62 103L61 98H59L60 104H59L58 99L56 98V96L53 97ZM125 98L124 99H121V100H125ZM133 98L136 99V95ZM133 98H131V101H133V102L130 101V103L131 104H133V103L136 104L135 101L137 99L134 101V100H132ZM163 98H162L161 101H163ZM207 99H204L205 100V103H208L209 102V101H207ZM240 99H243V98H240ZM259 99H261V98H259ZM168 100L166 99L167 103H169V102L172 103L174 99L171 98L169 100V102H168ZM204 100L202 99L203 102H204ZM244 100H247V99H244ZM157 101H159L158 98H157ZM176 101H177V99H176ZM249 101H251V102L249 103V105L245 109H246V111L248 110L247 112L248 113L250 112V115L253 116L255 114L254 111H256L255 109H259V108L263 107L262 105H261V107H259L262 102H260V100L257 101V102H259L258 103L259 106H258L256 104V102H255V98H254L253 101L252 100H249ZM249 101H247V103ZM138 102H139V100H138ZM178 102L176 103L177 106H178ZM183 102H185V101H183ZM203 102H201V104ZM173 103H172V105H173ZM197 103L199 104V101L196 102V104L194 103L196 108L198 106ZM159 104L160 103H158L156 105H158L160 107H163L162 109L165 110L166 112L168 110H170L167 107L170 104L168 105L166 103H163V104H166L167 106H164V105L162 106V105H159ZM201 104H199V106L200 107H204L205 104L204 105L203 104L201 105ZM211 104L212 103L209 102L208 104H206V106L207 105L208 106H211ZM262 104H264V102ZM39 105H40V103H39ZM148 105L149 104H147V106ZM156 105H151L150 104V106L154 107L153 109H155V110H156V108H155ZM180 105H182V103ZM150 106L149 107H146V105H145V108L146 109L147 108H150ZM183 106L185 107V103H184ZM183 106L179 107V109H177L175 111L177 112L179 110L178 112H182V111H180V108H182ZM135 107L136 106L132 107V105H131L128 109L134 108V110H135ZM164 107H167L168 110L164 109ZM200 107H198L197 109L199 110ZM138 108L139 107H137V109ZM142 108H143V105H142ZM172 108H174V107H171V110H172ZM263 108H261V110H264ZM66 109H64L65 110V113H66ZM151 109L152 108H150V110ZM193 109H195V108H193ZM200 109H201V111H200V113H201L202 110H203V108H200ZM49 110H50V108H49ZM155 110H153V113L154 114L152 115V117H154V118H155L154 115H157V113H160L161 114V111H159V108H158V111L159 112L158 111H155ZM44 111H46V110H44ZM50 111H51V113H53L52 110H50ZM50 111H49L48 114L51 115ZM138 111H139V113L136 114L135 117L141 115L140 114L141 111L139 109L137 111L135 110V112H138ZM170 111H168L167 114H169ZM172 111L174 112V110H172ZM258 111H260V110H258ZM258 111L256 112V114L258 113ZM147 112H151V111H147ZM164 112H162V113H164ZM166 112H165V114H166ZM243 112H244V110L242 111V113ZM14 113H11V114L12 115H15ZM42 113H43V110H42ZM259 113H261V116H262V114L264 112L261 111ZM11 114L7 115V119L6 120H4V119L1 120L2 117L0 118V120H1L0 121V126L3 129V130L1 129V131H0L1 133L4 132V131H5V133L10 131V130L6 131L7 128H5V129L3 128V127L6 126V124L4 122H2V121H5V122L7 121L6 122L7 123V126L10 125V124H12L11 121H10V119L12 118V115ZM133 114H134V111H132L129 114L131 117L128 116V118H132L133 119L134 118V117H132ZM165 114H163V115H165ZM170 114H171V112H170ZM172 114H174V113H172ZM177 114L180 115L181 113H177ZM17 115H18V113H17ZM52 115H54V114H52ZM64 115H66V114H64ZM179 115H177V116H179ZM195 115H197V114H195ZM250 115H248V116H250ZM9 116H11V117L9 118ZM43 116H45V115L43 114ZM100 116H103V115H100ZM100 116H99V118H97L95 116V119L94 120H93V118L90 117L91 118L90 120H93L95 122L97 119H99V120L101 119ZM15 117H16V115H15ZM15 117L13 116L14 119H15ZM52 117H54V116H52ZM164 117H167V116H164ZM171 117H172V115H171ZM171 117L169 115V119ZM173 117H174V115H173ZM254 117H256V119L258 120V118L260 116L257 118V115L256 116L254 115ZM13 118L11 120L13 122H15V120H13ZM40 118H41V116L39 117L38 123L41 122L40 121ZM44 118L47 119L46 116ZM49 118H50V116H49ZM61 118H62V116H61ZM104 118L106 119V117H104ZM138 118L139 117H137V119ZM140 118H143V116L140 117ZM151 118H149V119H151ZM251 118H253V117H251ZM55 119H54L53 123L56 122ZM135 119L136 118H134L133 121ZM156 119H157V116H156ZM160 119H161V122L164 120L165 123H167L166 122V118H163L162 115L160 116ZM169 119H167V120L169 121ZM197 119H198V121L201 120V118H197ZM246 119H248V117H246ZM103 120L104 119H102V121ZM107 120L109 121V124H110L111 118L109 120V118L107 116ZM141 120H143V119H141ZM151 120H149V122H151ZM153 120H152V124L155 123V125H156L157 124V120H155V122ZM59 121H62V120L60 118H57V122H59ZM127 121L130 122L129 119H127ZM136 121L137 120H135L134 123H136ZM249 121H250V118L247 121V123L250 124L251 121L250 122ZM261 121L263 122V120H261ZM8 122L10 124H8ZM76 122H75V127H77ZM94 122H93V125H94ZM97 122H98V120H97ZM142 122L144 123V121H141L140 124H142ZM200 122L203 123V121H200ZM124 123H125V121H124ZM124 123H123L122 127L125 126V125H127V123L125 125H124ZM131 123L134 124L133 122H131ZM131 123H130V126L132 125ZM50 124H52L51 121H50ZM140 124L139 123L136 124L137 128H138V125H140ZM169 124H171V127H172V122L169 123ZM204 124L205 123H203V125L202 124H200V125L204 127L205 126ZM251 124H253V121H252ZM128 125H129V123H128ZM143 125H142L141 128L139 127V129H142L145 126V125L144 126ZM214 125L215 124H213V126ZM13 126H15V125H13ZM20 126L21 127H19V126L18 127L21 129L22 128V125H20ZM30 126H32V124H30ZM149 126H151V125H149ZM159 126L160 125H158L157 128H160L161 127V126L160 127ZM164 126H165V124H164ZM11 127L12 126H10V128ZM69 127H72V124ZM86 127L87 128H92V127H88V126H86ZM167 127H168L169 130H171L170 126L167 125L165 128L167 129ZM97 128H98V126H97ZM124 128H126V126ZM152 128H153V126H152ZM204 128H201L200 127L199 130H198V128H196L198 130V131L196 130L197 133L201 129H203V130L206 129V128L205 129ZM216 128H218V127H216ZM66 129L67 130H70L67 127H66ZM93 129H95V127ZM136 129H134V130H136ZM139 129H138L139 132L137 131L135 133L138 138L140 137L139 135H141V137H142V134H138V133H142V131L139 130ZM162 129L164 130L163 131V134L166 133L165 131L168 130V129L165 130L164 128H162ZM46 130L47 129H45V131ZM130 130L127 131V134L126 135H129L130 134L129 132H132V130L131 131ZM144 130H143V134L145 132ZM157 130H159V129H157ZM169 130L167 132H169ZM178 130H179V133H180V129H178ZM160 131L161 130L157 131V133H159ZM259 131L260 130H258V132ZM201 132H202V130H201ZM1 133H0V136H1ZM64 133H66V132H64ZM83 133H84V131H83ZM124 133H126V131H124ZM155 133L156 132H154L152 134L150 132L149 135L152 134V137H150L151 140H149V139H147V140H149V141H152V139L155 140V138H156L155 137V135H156ZM171 133H172V131L170 132V135H171ZM77 134H79V133H77ZM167 134H168V137H169V133H167ZM167 134H166V138H167ZM200 134L201 133H199V135ZM64 135H67V134H64ZM87 135H88V133H87ZM120 135L123 136V132H122V134L120 133ZM172 135L175 136L174 134H172ZM178 135H180V134H178ZM199 135L197 136L198 139H200V136ZM57 136H59V134L55 135L54 138L56 140L58 139ZM125 136H123V137H125ZM158 136H160V135L158 134ZM71 137H73V136L71 135ZM88 137H90V135ZM92 137H91V139H92ZM132 137H133V135H132ZM197 137H196V140H197ZM206 137H208V136H205V138ZM120 138H122V137H119L118 139H116V138L114 139L113 138L114 141L111 140V138H110L111 141L110 140L106 141V140H103L101 138L102 140L99 139V140H101L100 147L98 146L99 149L95 150L97 147L96 148L94 147L95 152L92 155H96L95 156L96 159L98 158L99 160L100 159L101 160L102 159L104 160L103 156L105 155L107 157V159H105L103 162L106 161L105 163H109V164L110 163H113V164H117L118 166L120 165V167H118V168H120L119 170H117V171L114 170V171H116L115 173H110L109 174V173H107L105 171H104L105 174L102 173V171H101V173H99V174L103 175V177L105 179L104 180L105 183L103 182L104 183L103 184L104 186L101 185L100 186L101 188L99 190L97 189V191L95 192L96 195L94 194V195L90 196V197H94V198L96 197V198H98V202L96 203L97 204V207H95L96 209L94 208L93 210H88L89 209V206H87L88 209L81 210V211H79V208H77V211H75L74 209H72L71 212L70 211L68 212L72 217L70 219H68V221L67 220L66 221L64 220L65 222H67L65 225L63 224L64 227L58 226V225L61 224L60 221H61L62 217L65 216L64 214L62 215V213H60V210L59 211H56V215L54 216V214H53L51 219H43V218L42 219H38L36 217L30 216V214H31L30 212L33 211V207L34 206L31 205V204L29 205V203L28 202H25V201L24 202L23 201L21 202V199L19 198L20 195H18V193H15L13 191L11 192L10 190H9L10 192H5L3 190H0V264H6L5 263V260H7V258H9L10 256L13 258L12 255H14V254H15V257H14L15 259L13 258L14 259V263H12V264H59L60 258L57 257L58 255L57 256L55 255L57 257L56 259H53L52 257H50V258L49 257L48 258L46 257L47 259L41 261L40 259L39 260L37 259L36 254H37V252L39 250L41 251V249H44L45 251L43 250L44 251L43 253L46 252L47 253L46 255H48V254L49 255H51V254L53 255L54 253H57L56 251L59 250L58 247H60V249H61L62 246L64 247L67 244L69 245V247L71 245H75L79 249V252L81 251L79 256H78V254H79L78 253L77 256H75L74 258H72V261H73L74 264H128L126 261L129 260V259H131L132 256L129 257L128 254H126V252H127V250L133 249V248L134 249L135 248L136 249L140 248V250H139L140 251V254L138 253L140 256H144L145 255V252L148 251V253L146 254L147 256L145 257V259H141L142 260L141 263H143L144 260H145L144 263H146V264H238L239 263V260H238V263H237V259L234 258L232 255H234L236 253V249L239 250L240 248L238 249L239 246L237 244H236V246L235 245H233V246L231 245V243L234 244L235 241L238 242L241 245H242V243L244 244V241L241 242L242 240L241 241L239 240L240 239V236L237 233H235L236 231L234 230L235 227L237 228V222H235L234 224H232L233 219H232V221L229 219L231 221L230 222L228 220V218L225 221L221 220L220 218L217 220V218H216V214L218 213V215H219V212H221L222 210L226 211V210H229V209H233L234 205L238 206V204H237L238 203L237 202L238 200H235V199H238L239 198L238 196L241 195L240 193H237V192H239L237 190V188H239V186L236 187V185H234V187H236V188H230V186H231L230 184L232 183L231 182L229 184V187H228V182H230L229 179H231V177L229 175V172H231L230 169H228V172H226L224 174V176L226 175V178H228V179H226V181H225L224 184H227V185H225L228 188V190H226L227 192H230L229 191V188L232 189V190L235 189L236 193L235 192L234 193L237 194V195H235V194L233 195V192H232V197H233L235 203L230 199V197H228V198L225 197L224 198V196L223 197L221 196L223 199H220V200H218L219 198H215V197H213V199L208 198V196L210 194H212L213 192L202 189V186L205 184V180L208 177L207 174H208L209 171L206 172L207 174H201L200 173V175H203V176H200L201 182L199 183V185L196 188L197 189V192L195 191L196 190L195 187L191 186V189H190L191 190V193H190V190H189V193H190L189 195L190 196L189 197L187 196L184 199L183 196H182V194H181L182 193L181 186L183 187V184H184V181H185V169L187 170L188 167L185 168V167H183V165H180L181 164L180 161L182 162L183 160H185V159L180 160V159H182V156H183V150H182L183 148L182 147L180 148V145L178 147L177 146H175V147H177L178 149L180 148V150H179L180 152L182 150V152H181V155H182L181 158L179 156V153L180 152H178V150L176 152L174 151L175 153H177L176 155H177V157L179 156L178 158H180V159H176L177 157L174 154L175 155V159H174V157L173 158H167L166 157L165 159H162V160H159V161H153V162H155V163H153V162H151V159H150L151 157L149 156V155H152V154H148L146 152V156H144L145 155L144 151H141L143 149L140 150L141 152H143V155H142V153L140 154L139 153L140 151H139V152H135V154L132 156L130 154L131 151H136V150L135 149L134 150L133 149L130 150V148H129V150H128V148L126 149V147L128 146L127 144H126V147H124L122 150H124V152H127V153H128V151H130V153H128L130 155L127 154L128 155L127 157H126V153H124L125 157L123 155H121L120 151L117 148V145L115 144L116 143L115 141L116 140H120ZM175 138H177V135L175 136ZM68 139H69V137H68ZM135 139H137V138H135ZM142 139L143 138H141V140ZM169 139L168 140L166 139L167 141L165 140L164 142L165 143H167L168 141L170 142L171 140H169ZM172 139L174 140L175 143L178 142V141H175L174 137ZM180 139H182V138H180ZM58 141H59V139L57 140V142ZM203 141L204 140L202 139L201 142H203ZM74 142L76 143V141H72L71 143H68V144H67V142H65L66 143V145H65L66 148H67L68 145L69 146H72L70 144H73L74 145ZM132 142H131L132 145L130 143L129 144V147L132 146V148H135V146L133 147V144H135V142L133 140H132ZM180 142H178V144ZM61 143L59 142L60 145H61ZM165 143H164V145L167 146V144H165ZM204 143H206V141H204L203 144ZM55 144L52 143V145H54V146H52V147L49 146L45 150V155L43 157L45 159H43L44 160L42 162L43 164L40 165V167L43 166V165H45V167H49V169H50V167L56 166L57 163H61L60 161L59 162L55 161V158H54V156H56V154H54L55 151L56 150L58 151V150L61 149L60 147H59V149H57L58 148L57 147V144H56V147H55ZM98 144L99 143H97L96 145H98ZM178 144H175V145H178ZM119 145H120V143H119ZM172 145H174V144H172ZM65 146H64V149H66ZM4 147L5 146H3V148ZM89 147L90 146H86V148H87L86 150L87 151H89L90 149H92L91 147L90 148ZM92 147H93V145H92ZM157 147H158V145H157ZM230 147L231 146H229V148ZM7 148H9V147L4 148V149H6L5 151H7ZM158 148H160V146ZM171 148H169V150ZM226 148H225V150H226ZM4 149H2V146H0V155H1V157H2V154H6V157H7L8 153L10 151L9 150L10 148L8 149L7 152H5ZM1 150H3V151H1ZM37 150L39 151L40 149H37ZM37 150H36V152H37ZM149 150H150V148H149ZM185 150H186V148H185ZM225 150H223V151H225ZM26 151L22 149V152L19 153L20 156H21V154H23L24 156L25 155L28 156V154H26L27 153ZM61 151L63 152L62 149H61ZM61 151H59V152H61ZM223 151H222V153H224ZM59 152H57V154ZM81 152H83L82 155L86 153L84 150H82ZM225 152L230 153L229 151H225ZM102 153H103V156L101 157ZM137 153H139V155H137ZM222 153L220 155L219 152L217 151V152H214L212 154V152L209 151L208 155H209L210 159L212 158V160L214 161V163H217L216 165L223 164V166L222 165L221 166L224 168L225 166H224V161L223 160H224V156L226 154L223 155ZM10 154L11 153H9V155H8L9 157H10ZM80 154H78V155H80ZM205 154H206V151H205ZM205 154H204V156H205ZM232 154H234L233 151H232ZM78 155L76 154L74 157H77ZM231 155L228 154V157L230 158ZM17 156H18V154H17ZM26 156H25V158H26ZM148 156H149V158H148ZM21 157H23V156H21ZM74 157L72 159L70 157V159H69V165L68 166H66V163H67V162H65L66 160L63 162L64 163L63 165H65V169H67L69 171L71 170L70 172H74L73 170H75L74 168L77 166V164L74 165V163H76L75 161H78V159L76 160V158H74ZM209 157H208V159H209ZM228 157H227V155L225 156L226 159ZM25 158L22 159V161H26L27 158L26 159ZM67 158H69V157H67ZM206 158H207V155L205 156V160H206ZM0 160H1V158H0ZM72 160L74 162H72ZM213 161H212V163H213ZM133 162H139L140 164L134 170L128 169L127 166H129ZM227 162H229V161L227 160ZM122 164H123V166H122ZM225 164H226V162H225ZM58 165L60 166V164H58ZM240 165H242V164H240ZM231 166H233V164H231ZM236 166H235V168H237ZM40 167L38 166L37 169L40 168ZM45 167H43L44 169L42 168L41 171L42 170H46ZM214 167H215V165H214ZM222 167L219 166V168H222ZM78 168H79V165H78ZM241 168L242 167L238 168L237 170H239V169L241 170ZM0 169H1V167H0ZM35 170H36V168L33 169L32 171H30L28 174L26 173L27 176L24 175L25 173L22 174V175H20V178L18 177L19 179L17 180V182H20L24 178L30 177L31 175H36V176L39 175V177H40V175H42L41 171L40 172H36V174H34L33 172H35ZM4 171L6 172V169ZM4 171H2V169L0 170V172H2V173H0V178H2V177L4 178V176H6V175L2 176V174L5 173ZM232 172H234V171H232ZM237 172H239V171H236V174H234L235 175V179H236L237 175H238V177L240 176L239 173L242 174L241 171L239 173H237ZM221 173L223 174V171ZM222 174H221V176H222ZM67 175H69V174H67ZM208 175H210V174H208ZM23 176H25V177H23ZM243 176H244V174H242L241 178H238V181L239 182L242 179L241 182L240 183L239 182H236V183H239L240 185L243 184L242 183V181H243V178L242 177ZM12 177L13 176H11V178ZM3 178L0 179L1 182H2ZM11 178H10V180H11ZM14 182L16 183V180H14ZM214 182H216V181L214 180ZM131 183H132V187L130 186L131 188H129V184H131ZM239 184H237V185H239ZM217 189H218V187H217ZM44 192H46V191L44 190ZM216 193H218L217 190H216ZM42 194H43V191H42ZM42 194H40L41 197H42ZM230 195H231V193H230ZM235 196H237L238 198L235 197ZM262 199L264 200V198H262ZM31 200H33V198ZM94 201H95V199H94ZM239 202H240L239 204H241V200H239ZM262 202H264V201H262ZM103 203L108 204V205L102 206ZM90 205H92V204H90ZM184 205H185V207H183ZM87 207L85 206V208H87ZM239 207L240 206H238V208ZM83 208H84V206H83ZM178 208H180V212H178V215H173V212L176 209H178ZM185 210H188V211L185 212ZM260 211L261 212L262 211L264 212V209H262V210L260 209L259 210V213H260ZM64 213H67V212H64ZM186 213H188V214L185 215ZM261 214H263V213H261ZM262 216H264V215H262ZM234 218H236V217H234ZM112 219H113V221L114 220H117V221H121L123 223H126V229L124 228V229L121 230V228H119V226L117 224V221L116 222L115 221L114 222L112 221L113 223L111 222ZM235 220L237 221V218ZM64 221H62V222L64 223ZM71 222H72V224H71ZM73 223H74V226H75V231L72 229V227H70L71 225H73ZM22 224L24 225V227L23 226L21 227ZM69 224H71V225H69ZM51 225H52V227H51ZM54 225L55 226H58L60 228L55 227ZM218 229H220V230H218ZM70 230L73 233L69 232ZM187 230L191 232V234L189 232V235H191V237L188 235V231ZM185 231H187L186 232L187 234H185ZM185 235H187L189 238H191V240H192L191 242H194L195 240H197V241L200 240L201 241V239L203 240L204 238L206 239V241L204 239L203 241H201L200 245H198V246L196 244H192V247L194 248L193 251L192 250H188V253H185V247L187 246L186 249H188L189 247H191V246H189V244L191 245V242L190 243H185ZM107 239H108V241L105 244L102 243V245H101L99 243V241H102V240L106 241ZM194 245H196V246H194ZM242 246H245V245H242ZM250 249H252L251 246H250ZM254 249H252V251ZM28 250H30V251L33 252L32 253V256L31 255L28 256V255L25 254L26 253L25 251H28ZM30 251H28L29 253H27V254H31ZM189 251H191V252H189ZM39 253L41 254V252H39ZM57 254H59V253H57ZM237 254H238V251H237ZM246 254H247V252H246ZM246 254L243 253V255H242V253H241V256H240L241 259L242 258L244 259L245 258L244 255H246ZM106 255H107V257L109 259H106V260L103 259L102 260L101 257L106 256ZM208 257H212L213 260L210 261V262L209 261H206V258H208ZM240 257L238 256V258H240ZM232 258H234V260ZM242 262H244V260ZM245 263H247V262L245 261Z\"/></svg>",
  "mask_w": 264,
  "mask_h": 264
}]
</instances>
